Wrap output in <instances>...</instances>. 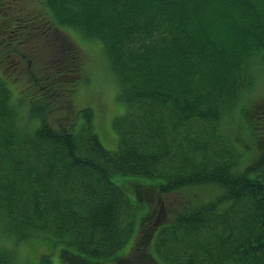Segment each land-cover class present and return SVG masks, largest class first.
Returning a JSON list of instances; mask_svg holds the SVG:
<instances>
[{
    "label": "trees",
    "instance_id": "trees-1",
    "mask_svg": "<svg viewBox=\"0 0 264 264\" xmlns=\"http://www.w3.org/2000/svg\"><path fill=\"white\" fill-rule=\"evenodd\" d=\"M29 2L0 0V264L33 240L50 250L26 264H264V0H38L36 15ZM62 31L102 46L125 107L116 151L92 109L77 129L67 117L84 69ZM240 112L261 147L247 163L227 131ZM122 177L183 195L128 252L140 205Z\"/></svg>",
    "mask_w": 264,
    "mask_h": 264
},
{
    "label": "rangeland",
    "instance_id": "rangeland-1",
    "mask_svg": "<svg viewBox=\"0 0 264 264\" xmlns=\"http://www.w3.org/2000/svg\"><path fill=\"white\" fill-rule=\"evenodd\" d=\"M38 0H30L29 3L26 4L28 13L31 15H36L39 12V9L36 7ZM8 3L14 2V0H7ZM37 21L36 18H34ZM20 21L18 20V23ZM9 25H11L9 23ZM13 26V25H11ZM55 37V40L61 42V39L68 42H73L74 46L79 49V52L82 54V62L84 69V80L79 88L77 95L74 98L73 110L70 114L64 112V115L68 114L70 122H73L72 126L74 129H77L80 125V122L83 120L82 115L81 119L75 116L76 111H81L86 108H90L94 114V126L96 129V133L99 135L100 140L103 146L108 151H116L118 147V139L117 135L113 129V123L116 119L123 117L125 113V107L118 100L119 96V86L118 82L113 75V72L108 66V61L105 56V53L102 51V46L95 41L85 40L80 35L75 34L73 32H65L59 33ZM67 38H64V37ZM24 50L28 51L30 55H35L37 57H41L42 59H48L50 57L49 50L46 46H41L39 48L32 45V41L28 40L24 45ZM56 55H54L55 57ZM65 60V57L63 58ZM12 65V71L13 67ZM17 72V73H16ZM11 72V88L15 93V97L19 98L24 92V79L20 72L17 70ZM23 79V80H22ZM260 98H255L249 100L246 105L251 104L252 102H259ZM80 116V115H79ZM238 121L236 124L227 129V131L233 135L240 146L246 150L247 154V162H251L252 158L260 153L261 147H258L254 144L253 140L256 139V134L251 133V129L248 124H251L250 121L247 120L246 116H242L241 112L238 115ZM262 153V150H261ZM245 163V158H244ZM126 181L128 184V195L131 196V200L133 202L138 203L141 206L138 212V231L134 235L132 241L126 247V251L130 250L129 247H132L135 239L138 237L139 232L146 228L155 227L156 224L161 225L165 217H167L171 210L175 207H179L182 200L183 195L180 193L173 195H161L153 198L151 195L146 194L144 191L148 193H152L147 191V188H151V184L153 181L142 178H120L117 179L118 183L122 181ZM197 194L201 197H207L211 194L210 190L204 191L201 189L196 190ZM132 193V194H131ZM135 193V194H134ZM152 215V219L143 225V218L146 216ZM142 221V222H141ZM152 226V227H151ZM144 227V228H143ZM2 227L0 226V247H11L12 241L8 238L3 232ZM43 240V239H42ZM50 250V245L48 243L40 242L39 240H33V242L28 245L25 243H18L15 246V251L17 253L18 263L26 264L28 261H38L42 252H48ZM38 251L36 255V260L32 259V252ZM125 253V252H123ZM57 257L55 253L54 258ZM103 264H114L113 262H105Z\"/></svg>",
    "mask_w": 264,
    "mask_h": 264
}]
</instances>
